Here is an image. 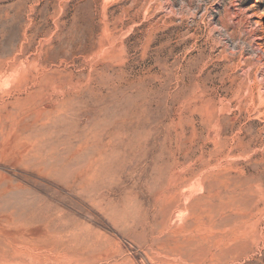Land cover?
<instances>
[{"label": "rangeland", "instance_id": "374dc122", "mask_svg": "<svg viewBox=\"0 0 264 264\" xmlns=\"http://www.w3.org/2000/svg\"><path fill=\"white\" fill-rule=\"evenodd\" d=\"M0 264H264V0H0Z\"/></svg>", "mask_w": 264, "mask_h": 264}]
</instances>
